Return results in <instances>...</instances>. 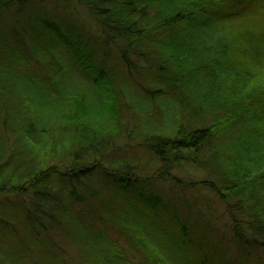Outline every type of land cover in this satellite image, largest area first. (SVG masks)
Segmentation results:
<instances>
[{"label": "trees", "instance_id": "16d2710c", "mask_svg": "<svg viewBox=\"0 0 264 264\" xmlns=\"http://www.w3.org/2000/svg\"><path fill=\"white\" fill-rule=\"evenodd\" d=\"M0 264H264V0H0Z\"/></svg>", "mask_w": 264, "mask_h": 264}, {"label": "rangeland", "instance_id": "374dc122", "mask_svg": "<svg viewBox=\"0 0 264 264\" xmlns=\"http://www.w3.org/2000/svg\"><path fill=\"white\" fill-rule=\"evenodd\" d=\"M137 136L136 133L133 134L132 141L130 143V146L128 148H124L122 150H119L115 152V154L118 157H124L128 158L127 160L129 162L135 163L134 165H137L141 169H143V172L146 171L147 173L151 172L154 168V162L153 159L145 152L139 150L140 145V139ZM119 140V139H118ZM120 144L124 147V144L122 141H120ZM113 155V154H110ZM153 162V164H152ZM145 169V170H144ZM178 177H180L181 180L185 182H195L196 177L198 174L194 171V169L188 167V166H182L179 168V170L175 173ZM152 190H155L157 192H160V196L162 198H175L173 197V191H176L178 193V196L182 198V196H185L182 198L183 201H187L191 203L192 209L195 211H200L202 214L204 206L206 204V201L209 202V204L212 206V209L214 208V211L211 214H207V218L211 221V223L215 224L216 226L220 227L222 226V223L224 219L221 216L222 208L219 203L216 202V200L212 197V195L205 190H193V189H186L182 192L178 190V188L169 182H162V183H156L154 187H152ZM169 200H171L169 198ZM193 203V205H192Z\"/></svg>", "mask_w": 264, "mask_h": 264}]
</instances>
